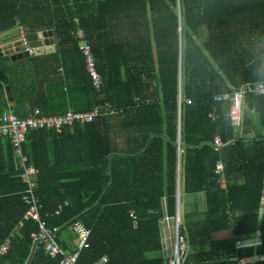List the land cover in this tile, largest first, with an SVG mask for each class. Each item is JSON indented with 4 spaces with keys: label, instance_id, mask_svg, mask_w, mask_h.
<instances>
[{
    "label": "trees",
    "instance_id": "1",
    "mask_svg": "<svg viewBox=\"0 0 264 264\" xmlns=\"http://www.w3.org/2000/svg\"><path fill=\"white\" fill-rule=\"evenodd\" d=\"M14 28L51 30L55 51L0 56V114L108 106L91 123L29 131L23 143L37 169L40 220L56 229L60 248L76 250L75 221L89 230L76 264H167L162 222L177 212L179 264H264V96H245L238 130L229 102L214 101L264 81V0H0V33ZM81 42L91 48L98 89ZM119 134L133 147H120ZM215 135L234 143L214 151ZM20 174L0 139V245L9 241L0 264H26L39 231L23 220ZM59 260L37 242L29 264Z\"/></svg>",
    "mask_w": 264,
    "mask_h": 264
},
{
    "label": "built area",
    "instance_id": "2",
    "mask_svg": "<svg viewBox=\"0 0 264 264\" xmlns=\"http://www.w3.org/2000/svg\"><path fill=\"white\" fill-rule=\"evenodd\" d=\"M79 50L85 58L86 70L91 77L93 87L98 89L100 78L95 69L91 48L87 43L81 42ZM246 95L264 96V81L248 82L234 89L232 93H225L214 97V101L216 102H229L227 116L231 126L237 130L242 126V107ZM108 111V106L94 105L91 110L86 112L68 111L62 115H43L38 108L29 112L25 118L17 117L10 110H3L0 114V139L10 142L21 169V181L25 186L21 199L27 206V210L23 215V220L31 219L38 223L39 231L36 234H32V237L35 241L42 242L44 250L50 257H60L59 264H76L79 252L88 247L89 230L81 222L75 221L71 229L77 237L76 250L66 252L60 248L55 236L56 229L46 227L45 223L40 220L39 210L41 205L34 195L37 169L29 163L27 155L23 152V143L29 131L48 130L60 133L65 127H72L75 124L91 123L97 117L107 114ZM209 115L212 114L210 113ZM228 143L233 144L234 141L223 142L219 135L213 137L212 145L214 151H219ZM214 173L219 175L220 186L224 188L225 182L221 162L216 163ZM129 216L132 219V226L135 228L136 219L134 213L132 211L129 212ZM177 226L178 220L175 218V260L171 264H179V251L182 253L184 247L183 239L178 236ZM8 243L9 241L7 240L0 245V255L6 253ZM105 261L106 258L102 257L98 262L92 264H102ZM249 262L250 259H238V264H246Z\"/></svg>",
    "mask_w": 264,
    "mask_h": 264
},
{
    "label": "water",
    "instance_id": "3",
    "mask_svg": "<svg viewBox=\"0 0 264 264\" xmlns=\"http://www.w3.org/2000/svg\"><path fill=\"white\" fill-rule=\"evenodd\" d=\"M31 51V52H30ZM55 51V39L51 30L23 33L20 39L8 43L0 48V56H8L10 60H21L29 58L31 55H42L44 53H53ZM8 90V89H7ZM9 109L13 106V100L8 92ZM176 220L179 221L178 212ZM32 253L27 260L29 264L35 249V244Z\"/></svg>",
    "mask_w": 264,
    "mask_h": 264
},
{
    "label": "crops",
    "instance_id": "4",
    "mask_svg": "<svg viewBox=\"0 0 264 264\" xmlns=\"http://www.w3.org/2000/svg\"><path fill=\"white\" fill-rule=\"evenodd\" d=\"M17 29V28H15ZM15 29H11V30H8V31H5V32H2L0 33V48L8 43H10V39H8L7 37V34L8 33H11L12 31H14ZM46 54H49V53H44L42 55H46ZM136 86L139 87L140 86V81H136ZM253 131L251 130L249 133H247L246 135V139H250L252 136H253ZM118 144L120 147H124V148H132L133 145L132 144H128L127 142L125 141H122L121 139V134H119V138H118ZM197 200H198V203H199V208L200 210H203L204 209V196L203 194H199L197 195ZM179 216V215H178ZM172 226H174V222L169 219L168 217H165L163 219V222H162V242H163V251H165V249L170 245L171 243V238H170V234L172 233ZM76 242H77V239H75L73 241V245L75 246L76 245ZM70 250H67L66 252H69Z\"/></svg>",
    "mask_w": 264,
    "mask_h": 264
},
{
    "label": "rangeland",
    "instance_id": "5",
    "mask_svg": "<svg viewBox=\"0 0 264 264\" xmlns=\"http://www.w3.org/2000/svg\"><path fill=\"white\" fill-rule=\"evenodd\" d=\"M22 35H23L22 30L20 28H17L14 31H12L11 33H8L7 37H8V39H10V43H11L17 39H20V37ZM0 41H2V40H0ZM178 223H179V221H178ZM172 227H173L172 233L170 234L171 243L164 251V255L167 259V264H171V262L175 260V256H174V253H175V251H174V247H175V221H174V226H172ZM179 253H180V251H179Z\"/></svg>",
    "mask_w": 264,
    "mask_h": 264
}]
</instances>
